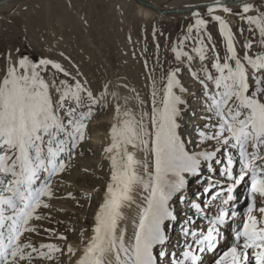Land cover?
Returning <instances> with one entry per match:
<instances>
[{
	"label": "snow or ice",
	"instance_id": "snow-or-ice-1",
	"mask_svg": "<svg viewBox=\"0 0 264 264\" xmlns=\"http://www.w3.org/2000/svg\"><path fill=\"white\" fill-rule=\"evenodd\" d=\"M218 8L226 13L232 11L222 0L207 5L210 15ZM252 8L253 5L243 3L241 12L247 14ZM193 15L197 19L194 26H189L188 33L195 27L198 34L199 46L194 52L201 62L200 71L192 68L196 59L192 54L175 47L172 51L177 61L187 62L191 75L205 89L210 114L207 117L210 123L205 128L209 131L199 133V150L190 151L178 132L180 105L185 101L174 89L179 86L177 72L181 69L168 73L159 99L153 79L151 113H142L138 120L125 109L122 115L126 119L111 128L112 142L105 149L110 154L111 179L95 214L92 235L76 264H158L154 248L166 245V221L176 218L170 201L183 192L188 177L200 182L205 168L216 171L214 164L223 165L220 175L227 181L214 193L215 182L204 190L212 202L219 201L215 205L216 214L208 219L206 231L185 230L192 243L180 258L172 257L170 264H200L201 256L197 253L215 249L220 228L237 216L236 211H230V205L236 199L234 190L246 177L250 179L251 197L246 218L242 228L235 232L234 242L216 264H248L250 249L255 264H264V206L256 208L257 197L264 205V54L253 57L249 54L252 44L247 43L244 47L249 51L239 55L234 34L220 16L213 15L226 41L223 62L219 53H215L213 74L204 64L208 49L199 35L207 21L198 12ZM241 18L256 25L264 39V17L242 15ZM8 58L11 59L10 54ZM49 66L55 70L54 76L60 73L71 76L59 62L48 58L34 62L23 56L10 64L0 78V264H33V253L51 259L53 252L61 251L53 243H42L37 248L26 234L36 231L31 224L34 219L45 218L38 210L51 207L50 201L56 198L55 178L67 171L75 148L84 140L86 121L94 107L106 103L109 95L107 84L99 96H94L79 80L73 84L61 80L59 85L55 79L46 81L42 73ZM52 88L59 94L55 102ZM179 90L186 91L182 86ZM111 95L127 103V98L120 97L118 92ZM116 112L120 117L119 103ZM145 117L150 128L145 125ZM129 147L145 152L146 159L136 160ZM237 163L239 173L234 175ZM138 188L142 200L137 205L134 230L129 238L127 229L121 225L124 209L136 203L134 193ZM193 207L199 214L212 205L194 203ZM254 212L259 213V220ZM45 231L55 235L54 230ZM59 239L67 240V237L61 235ZM67 251L75 254L70 244ZM158 255L169 257L163 250Z\"/></svg>",
	"mask_w": 264,
	"mask_h": 264
},
{
	"label": "rangeland",
	"instance_id": "rangeland-1",
	"mask_svg": "<svg viewBox=\"0 0 264 264\" xmlns=\"http://www.w3.org/2000/svg\"><path fill=\"white\" fill-rule=\"evenodd\" d=\"M141 1L153 6L157 5L156 7L161 10H172L176 7L185 9L200 3L214 2V0ZM247 1H253L251 3L253 8L247 14L242 13L241 8L234 9L235 4L229 7L232 9L231 13L224 12L222 8L215 10L211 15L207 8L197 11L199 17L207 21L206 27L200 29L199 35L203 38L208 49L204 64L213 74H215V69L211 65L214 62L215 53H219L221 62L226 55V41L220 32L219 21L214 20L213 15L220 16L234 34L235 47L239 55L243 56L246 51H249L244 47L247 43L252 44L249 54L253 57L257 54H264V39H262L258 27L250 25L246 19L241 18L242 15L264 17V0ZM172 3H175L176 6H171ZM243 3H238L236 6ZM67 4L81 18L85 33L89 38H85L78 21H74L71 13L67 12ZM196 19L197 17L193 13L185 16L168 14L157 16L154 14L153 17H146L138 11V8L136 9V4L132 0H67V2L64 0H12L7 5L0 7V78L5 75L10 64L15 63L23 56H27L34 62H38L41 58H48L61 63L71 73V76L65 77L62 73L54 76L55 70L49 66L48 70L42 73L46 81L51 82L55 79L56 84L59 85L61 80H66L69 84H73L74 80H79L93 92L94 96H99L107 84L109 92L106 103L102 102L96 105L92 116L86 121L84 140L78 143L75 148L67 171L55 178L56 198L50 201L51 207L38 210V214L45 218L34 219L31 224L36 228V231L26 234L37 248L42 243H53L61 251L53 252L51 259L39 257L33 253V264L67 263L68 245L73 244L78 237L85 239L88 232H92V220L98 211L99 199L103 198L104 188L110 182L111 161L105 151L108 146L103 144V141L106 140L111 130L106 121L117 115V103L121 105L119 120L126 119L122 115L125 109L139 120L142 113H151L153 79L159 90V99V96L163 94L168 73L177 68L181 69L177 72V79L179 86H182L186 91L180 92L179 86L174 89L176 94L185 101L180 105L182 111L178 116V132L190 151L199 150V133L209 131L205 125L210 123L207 119L210 114L207 111L205 89L197 79L193 78L187 62L177 61L175 53L172 51L175 47L179 51L192 54L196 57L192 68L197 72L200 71L201 62L194 52V48L199 46L196 42L198 34L195 27L191 34L188 33L189 26H194ZM213 48L215 51L212 50ZM9 54L11 55L10 60ZM200 75L203 78V73ZM113 80L117 81V87H113ZM113 90L118 92L120 97H126L127 103L125 104L123 99L114 98L111 95ZM50 91L55 102L59 94L55 88ZM144 122L146 127L150 128L147 117ZM102 123H104L103 127L100 128ZM92 131H97L101 137V140L93 146L90 141H96L98 135L93 137L95 139L90 138ZM129 151L137 153L136 160L144 161L146 159L147 154L143 151L131 147ZM238 168L239 166L236 164L234 175L239 173ZM140 171L142 172V169ZM220 171L217 169V173H214L204 169L202 173V175L205 174L204 182L226 184L227 181L223 176L221 180L219 178L211 180V177H217ZM207 175H211V177ZM247 179L248 177L236 187L237 191L240 187L242 189L244 187L245 192ZM191 183L192 181H188V184ZM218 185L214 190L219 188ZM69 193L72 194L71 197L68 195ZM135 193L138 197L136 196L137 204L133 208L137 209V205L142 200L141 189ZM236 194V190H234L235 197L239 191ZM238 199H241L240 196ZM241 204H244V201ZM260 204L264 206L262 202ZM249 205L247 203L246 206ZM244 210L247 211V209ZM136 211L133 213L129 209V213H133L134 217L131 218V221L130 219L126 223L124 221L121 225L127 229L129 238L134 230L133 220L137 215ZM243 212L239 215L240 217ZM183 214L185 217L186 213ZM184 225L186 224L184 223ZM165 226L167 225L165 224ZM45 229L54 230L55 235ZM179 233L180 235L177 237L174 230L168 231L170 244L179 243L181 241H176L180 239L189 241L190 236L185 235V230L181 228ZM61 235L66 236L67 240L59 239ZM186 247L187 245H181L177 254L168 251L169 257H166L165 261L158 255L160 249L157 248L154 255L157 256L158 264H165V262L170 264V258H180ZM43 251H47V249H43ZM218 252L208 256L204 255L208 258V262L206 261L204 264H216L220 258Z\"/></svg>",
	"mask_w": 264,
	"mask_h": 264
},
{
	"label": "bare ground",
	"instance_id": "bare-ground-1",
	"mask_svg": "<svg viewBox=\"0 0 264 264\" xmlns=\"http://www.w3.org/2000/svg\"><path fill=\"white\" fill-rule=\"evenodd\" d=\"M1 1V0H0ZM241 1H242V3L243 2H245V1H247V0H236V1H234V4H235V6H233L234 7V9H239V8H241L242 9V5H239V6H236V4H238V3H240L241 4ZM253 1H247L246 3H249V4H251ZM133 3L134 4H136L134 1H133ZM157 4V3H156ZM234 4H232V5H234ZM155 5V4H154ZM171 6H176L175 5V3H172V4H170ZM232 5H230V6H228V7H231ZM157 5H155V7H156ZM138 8V11L139 12H141V14L142 15H144V16H146V17H150V16H154V14H155V12L153 11V10H151V9H149V8H147V7H145V6H143V5H139V4H136V9ZM156 8H158L159 10H161L159 7H156ZM174 10H183V8H179V7H176ZM216 10H221V8H218V9H216ZM161 11H163V10H161ZM181 11H179V12H177V13H175V14H170V15H178V14H181V16H183L182 15V13H181ZM65 21H67V20H65ZM89 38V37H88ZM89 41H90V39H89ZM89 43V42H88ZM91 47H92V45H91ZM117 81H112V84H113V87H117V83H116ZM114 91V90H113ZM192 106V105H191ZM189 118V117H188ZM119 117L117 116V115H114V116H112V117H110V118H108V120L106 121V123L107 124H109V126H110V128H112V126L114 125V124H117L118 123V121H119ZM184 119V118H183ZM103 124L104 123H102L101 125H100V128H102L103 127ZM106 125V124H105ZM111 130L109 131V133H108V135H107V138H106V140H104L103 141V144H107V146L109 147L110 145H111ZM98 135V133H97V131H92V134L89 136L90 138H92V139H95V138H93V137H95V136H97ZM99 140H101V137H100V135H98V137H97V140L95 141V140H91L90 142L92 143V146L93 145H95L96 144V142L97 141H99ZM129 149H130V147H129ZM128 149V150H129ZM88 152V151H87ZM75 154H76V152H75ZM109 155L110 154H108V158H109ZM137 156V153H135V157ZM139 161V160H138ZM99 164V163H98ZM215 166V165H214ZM215 168V167H214ZM237 172V171H236ZM110 179H111V176H110ZM196 181H197V179L195 178V180H194V182L192 183V184H190V185H187L186 187L187 188H185V189H187V191H189V189L190 188H193V189H191L190 190V192H193L194 194H195V196L197 197V201H198V203H199V201L201 200V198H204V202L203 203H208V204H211L212 205V207H210V208H208V212L209 213H211V214H216V207H215V205H217V204H219V201L217 200V201H215V202H212L211 201V198H210V196L208 195V196H204V193L203 194H198V192L199 191H201L200 189H199V186H201L200 184H198V183H196ZM211 185H208V187L207 188H209ZM107 187V186H106ZM106 187L104 188V192H103V198H104V193H105V191H106ZM139 190V189H138ZM138 190H136V192L138 191ZM241 190H242V187H240L239 189H238V191H239V193L241 192ZM186 191V192H187ZM204 191V190H203ZM213 191H216V190H214L213 189ZM183 193V192H182ZM181 193V194H182ZM200 193V192H199ZM214 193V192H213ZM139 195H140V193H139ZM136 193H134V199H135V201H136ZM138 197V196H137ZM140 197V196H139ZM103 198H101V199H99L100 200V204L103 202ZM175 198H179V194H177V197H174V199ZM173 199V200H174ZM236 199H238V195L236 196ZM236 199L231 203V205H230V209H231V211L232 210H234V211H236V208H235V205H237V204H235V201H236ZM185 200L186 199H182V200H178V202H177V204H176V209H174V210H176V211H179L183 216H184V212L186 213V215H185V217H181L184 221V223L186 224V225H184V223L183 222H181V225H184V226H186L187 228H188V230L191 228V229H193V228H197L198 230L199 229H201L202 228V230H207V225H208V223H207V219H202L203 218V215H201V213H197V211H196V209L193 207V205H190L191 206V208L192 209H190V207H189V205L188 204H186V202H185ZM238 201H240V199H238L237 200V203H239ZM172 201H170V203H171ZM137 203H135V204H133L130 208H125L124 209V213H125V219H124V221H125V223L126 222H128V220L130 219V221H131V218H133L134 216H133V213H135V211L137 210V209H134L133 207H135V205H136ZM77 205H79V204H77ZM99 208V207H98ZM137 208V207H136ZM129 209H130V211L131 212H133L132 214L131 213H129ZM188 210H191L190 212H187ZM97 212V211H96ZM137 212V211H136ZM215 212V213H214ZM129 213V214H128ZM236 213H237V211H236ZM96 214V213H95ZM137 214V213H136ZM199 215V216H198ZM235 219H236V217H234ZM133 220V219H132ZM123 221V222H124ZM171 221V220H170ZM122 222V223H123ZM94 223H95V220H94V218H93V220H92V224H93V226H94ZM198 223V224H197ZM229 222H227L225 225L228 227V229H229V231L227 232V230H224V232H226L227 233V237L228 236H233L234 234L232 233V231H233V228H235V227H232V226H229ZM93 226H92V228H93ZM129 226H130V224H129ZM128 226V227H129ZM167 226H169V223L167 224ZM194 226V227H193ZM64 229V228H63ZM190 229V230H191ZM223 230V229H222ZM195 231H197V230H195ZM233 232H235V231H233ZM133 234V233H132ZM91 235H92V232H88V236L87 237H85V239H82V238H76L75 240H74V242H73V244H70L71 246H72V248L75 250V254L73 255L72 253H69V255H68V260H67V263H64V264H76V261L78 260V258L82 255V249H83V247L86 245V243L89 241V239H90V237H91ZM179 235H180V233H179ZM191 238V237H190ZM178 241V240H177ZM224 241H226V243H230V244H232L233 242H234V239L232 240V241H228V240H222L219 244L217 243L216 244V247L215 248H218V247H220V245H222V243L224 242ZM186 245V244H185ZM168 246V247H167ZM170 246V247H169ZM184 246V245H183ZM157 248H159V249H166L167 251L168 250H170V251H172L173 253H175V252H177L178 251V249L180 248V246L179 245H177V243H175V244H167V242H166V245L165 246H163V248H161V246H156L155 248H154V252H155V250L157 249ZM178 253V252H177ZM176 253V254H177ZM171 259V258H170ZM211 259V258H210ZM204 259H202L201 258V261H203ZM66 261V260H65ZM64 262V261H63ZM208 262V261H207ZM26 264V263H25ZM165 264H168V262H165Z\"/></svg>",
	"mask_w": 264,
	"mask_h": 264
},
{
	"label": "water",
	"instance_id": "water-1",
	"mask_svg": "<svg viewBox=\"0 0 264 264\" xmlns=\"http://www.w3.org/2000/svg\"><path fill=\"white\" fill-rule=\"evenodd\" d=\"M12 0H1L0 1V7L1 6H5L7 5L8 3H10ZM67 2V0H64ZM134 1L136 4H139V5H143L151 10H153L155 12V14L157 16H163V15H170V14H175L181 10H159L158 8H156L155 6L151 5V4H148V3H144L142 2L141 0H132ZM234 1L236 0H225V1H222L223 3H226L227 6H230L232 4H234ZM240 1V0H239ZM242 2V1H241ZM214 2H206V3H200V4H197L195 6H192V7H188V8H185L181 11L182 15L185 16L187 14H191V13H194L196 11H199L201 9H204V8H207V5H210V4H213ZM66 10L67 12L71 13L72 17H73V20L74 21H78L84 35H85V38H88L87 34L85 33V29H84V26H83V23H82V20L81 18L72 10L71 6L69 4L66 5ZM178 15H181V14H178ZM92 47L94 48V50L97 52V50L95 49V47L92 45Z\"/></svg>",
	"mask_w": 264,
	"mask_h": 264
}]
</instances>
